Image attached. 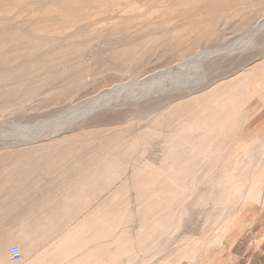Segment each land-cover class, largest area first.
Returning a JSON list of instances; mask_svg holds the SVG:
<instances>
[{
    "label": "rangeland",
    "instance_id": "1",
    "mask_svg": "<svg viewBox=\"0 0 264 264\" xmlns=\"http://www.w3.org/2000/svg\"><path fill=\"white\" fill-rule=\"evenodd\" d=\"M183 23L187 39L168 42L166 31ZM148 36L165 42L143 47ZM263 51L264 0H0V72H16L0 84V239L12 240L0 264H160L174 255L224 264L240 231L248 240L259 214L253 229L264 224ZM178 71L201 74L207 87L119 95ZM64 124L68 141H22ZM197 131L211 139L206 150L181 159L174 186L162 188V150ZM86 146L128 155L95 172Z\"/></svg>",
    "mask_w": 264,
    "mask_h": 264
},
{
    "label": "bare ground",
    "instance_id": "2",
    "mask_svg": "<svg viewBox=\"0 0 264 264\" xmlns=\"http://www.w3.org/2000/svg\"><path fill=\"white\" fill-rule=\"evenodd\" d=\"M83 3V2H82ZM56 4V3H55ZM15 7V6H14ZM85 8V7H84ZM16 17V16H15ZM91 18V17H90ZM83 19V18H82ZM35 27H37L38 29L42 30V31H46L45 30V26H41L40 24H36ZM176 28V27H175ZM180 29H170L166 31V38L168 42L173 41L175 38L178 39H182V40H186L187 39V35H186V31L185 29L188 28V24L183 23V25H179ZM48 32V31H47ZM162 33V32H161ZM155 35V34H152ZM160 35V34H159ZM10 36V35H9ZM72 36V35H71ZM74 37V36H73ZM155 40V36H148L143 40V47L147 44H152L155 42H162L165 39L163 38H159ZM6 41H10V39H4L2 41V43L6 42ZM250 41V40H249ZM48 42V41H47ZM245 43V42H242ZM241 44V43H240ZM245 44H248V40ZM244 44V46H245ZM47 47L52 48V44L51 43H47L45 44ZM51 45V46H50ZM238 46V45H237ZM240 46H243L242 44ZM248 46V45H247ZM246 46V47H247ZM149 47V46H148ZM222 47V46H221ZM219 47V48H221ZM38 48V47H36ZM35 48V49H36ZM68 48L70 49V46H65V49ZM223 48V47H222ZM221 48V49H222ZM231 47H229L230 49ZM239 48V47H238ZM243 48V47H240ZM225 48H223L224 50ZM233 49H237V48H233ZM213 50V49H212ZM215 50H219V49H215ZM226 50V49H225ZM239 50V49H238ZM249 50V49H248ZM231 51V49H230ZM246 51V50H245ZM24 52V51H23ZM225 52V51H224ZM229 52V51H228ZM264 52V51H263ZM230 53V52H229ZM201 56V55H200ZM206 56V55H205ZM48 57V56H46ZM49 57H51L49 55ZM202 57V56H201ZM125 58V59H124ZM121 62L124 65H127L128 60H130L129 56H121ZM187 59V58H186ZM189 59V58H188ZM50 61V60H49ZM39 64H34V65H30V70H28V73H32L34 71L37 70V68H39ZM193 66V65H191ZM196 67V66H195ZM191 68V67H190ZM189 68V69H190ZM200 68V67H199ZM196 69V68H195ZM198 71V70H197ZM159 72V71H157ZM200 73V72H199ZM16 74L15 70L11 69V70H4L2 72H0V84H4L6 83V81H9V79ZM161 75V74H160ZM158 75V77L160 76ZM164 75V74H163ZM162 75V76H163ZM150 76V75H148ZM166 76V75H165ZM9 78V79H8ZM153 78V77H152ZM151 78V79H152ZM165 78V77H164ZM163 78V79H164ZM8 79V80H7ZM157 79V78H156ZM167 79V78H166ZM132 80V79H131ZM130 80V81H131ZM135 80V79H134ZM141 81H133L132 87L128 90L123 91L122 88H120L119 90H121L122 92L119 95H126L125 97H128L127 95H192L194 93H198L199 91H202L203 89H205L207 87V85L205 84V79L204 77L200 75H196L194 73H191L190 71H178L175 73H172L171 79H168L166 81H162L161 83L158 82L154 83V82H147L143 79H140ZM149 80V79H148ZM214 80V79H213ZM211 81V80H210ZM207 83V82H206ZM124 84V83H123ZM119 85L120 87L123 86ZM127 84V82H126ZM125 84V85H126ZM209 84V83H208ZM116 87V86H115ZM118 88V87H117ZM110 89H112L111 93H115V91L113 90V87H111ZM124 89V88H123ZM127 89V88H126ZM105 93V91H104ZM110 93V92H109ZM110 95V94H109ZM113 95V94H112ZM115 97V96H114ZM112 97V98H114ZM124 98V97H122ZM134 99H137L138 96L133 97ZM116 99V98H115ZM114 99V100H115ZM124 100V99H123ZM143 101V100H142ZM87 102V100H86ZM145 102V99H144ZM110 103V102H109ZM113 104V103H111ZM110 104V105H111ZM79 105V103H78ZM105 105V104H104ZM107 105V104H106ZM105 105V106H106ZM134 106V105H133ZM138 106V105H137ZM136 106V107H137ZM91 106H88V108ZM95 106L93 105L94 108ZM118 107H124V105L122 106H118ZM207 107V106H206ZM101 110L106 109V107H100ZM98 108V110H100ZM75 109H72L70 111H74ZM96 110V111H98ZM80 111V110H78ZM83 112V111H82ZM93 112L92 111H86L80 115L75 116L74 118H72L71 120H69L68 122H66L68 125H75L79 122H83L84 120H86L89 115ZM67 114V113H65ZM71 116H73L74 114H72V112H70ZM70 114H69V119H70ZM93 114V113H92ZM97 115V114H96ZM68 117V116H67ZM97 117V116H96ZM65 118V117H64ZM96 122V121H94ZM5 123V122H4ZM49 124V123H48ZM42 126V125H41ZM50 127V126H49ZM52 127V126H51ZM70 128V127H69ZM6 129V128H5ZM7 129H10L9 127ZM13 129V128H12ZM21 129V128H20ZM25 129V128H24ZM48 129V128H47ZM2 130V128H1ZM17 130V129H16ZM15 130V131H16ZM22 130V129H21ZM76 130V129H75ZM104 130V129H103ZM111 130V129H110ZM8 131V130H7ZM5 131V132H7ZM27 131V130H26ZM72 130H69L68 127H66V124L61 125L59 127H57L55 130H48L47 132H43L40 134H30L32 136H28L29 138H26V136L22 133V135H24L25 140L22 139L23 142H62V141H68L70 140L68 137V133L71 132ZM102 131V129H101ZM18 132V131H17ZM87 132V131H86ZM20 133V132H19ZM103 133V132H102ZM1 134V133H0ZM11 133H9L8 136H12L10 135ZM29 134V133H27ZM15 135V134H13ZM21 135V134H20ZM139 135V134H138ZM16 136V135H15ZM102 136V135H101ZM23 137V136H22ZM18 138V137H17ZM11 140V139H10ZM14 140H17L16 138ZM80 140V139H77ZM210 137L208 135H204L203 133H201L200 131H197L196 133H191V134H187L185 135L183 138H181L179 141H171L168 143V146L166 148H164L160 154V161H158V167H156L155 172H157L158 176H162L164 177L165 183L162 184V188L164 189H169L171 187L174 186L173 182H171V180L173 181L176 177L175 175V171L178 167L179 161L181 159H184L183 162L186 163L187 160H189L190 156L192 154H197L199 155L200 153L202 154L205 150H206V145L208 144V142L210 141ZM9 141V140H8ZM7 142V141H6ZM163 144V143H162ZM170 144V145H169ZM12 145V144H11ZM16 145V144H15ZM41 145V144H40ZM13 146V145H12ZM103 147V148H102ZM131 147V146H130ZM64 149V148H63ZM85 149L88 150V152H93L94 157H95V172L96 170H100L99 172L101 173H106V172H110V170H112L113 165L116 164L118 161H123V159H125L128 155V150L127 151H122V153L119 154L118 150L114 149V148H107V146H86ZM102 149V150H101ZM133 149V148H132ZM57 150V149H56ZM67 150V149H66ZM72 150V149H71ZM104 150H107L104 152ZM64 152V151H63ZM99 152L102 153V156H99ZM160 153V152H159ZM75 154V153H74ZM139 154V153H138ZM76 155V154H75ZM109 158V159H108ZM182 163V162H181ZM179 169V168H178ZM64 172V170L62 169L60 172H58L59 174H62ZM94 172V174H95ZM176 180V179H175ZM178 183V182H176ZM138 189L139 188H143V186L141 185H137ZM157 188H160L159 186ZM141 190V189H140ZM139 190V191H140ZM147 190H141V193H146ZM172 191H166V192H162L159 196H154L152 197V199L150 198L149 200H145L143 202V205H145L146 203H156L158 200L163 201L168 199L171 196ZM34 204V203H33ZM156 204L154 206V208H156ZM158 209V208H157ZM160 210V209H158ZM157 210V211H158ZM163 211V210H161ZM139 213V218H142L145 216L146 211L143 210V208L141 210L138 211ZM156 220V219H154ZM159 220V219H157ZM42 226V225H41ZM39 225V227H41ZM150 232V231H147ZM147 232H145V234H147ZM163 232V231H162ZM6 236V235H4ZM1 240V239H0ZM5 239H2V241H0V254L2 253H6L7 250V246H8V242H5ZM20 248V247H19ZM21 251V250H20ZM3 255V254H2ZM180 256L174 255L172 257H168L166 258L162 263L160 264H179L178 259ZM4 263V262H3ZM2 263V264H3Z\"/></svg>",
    "mask_w": 264,
    "mask_h": 264
},
{
    "label": "crops",
    "instance_id": "3",
    "mask_svg": "<svg viewBox=\"0 0 264 264\" xmlns=\"http://www.w3.org/2000/svg\"><path fill=\"white\" fill-rule=\"evenodd\" d=\"M257 217L258 219L256 218L248 228L250 238L248 240L243 239V234L247 231V228L242 229L233 243L230 244L227 252L229 258L226 259L224 264H264V224L261 223L256 226L255 231L253 228L259 222L258 220H263L260 214ZM5 242L12 243V240L7 236ZM235 247H238L239 250L232 252Z\"/></svg>",
    "mask_w": 264,
    "mask_h": 264
},
{
    "label": "built area",
    "instance_id": "4",
    "mask_svg": "<svg viewBox=\"0 0 264 264\" xmlns=\"http://www.w3.org/2000/svg\"><path fill=\"white\" fill-rule=\"evenodd\" d=\"M20 252V248L17 246H12L9 251L11 258L13 259H17L18 257H20Z\"/></svg>",
    "mask_w": 264,
    "mask_h": 264
}]
</instances>
